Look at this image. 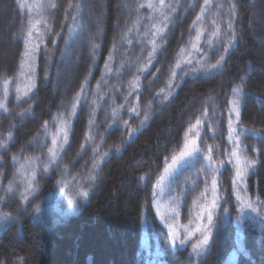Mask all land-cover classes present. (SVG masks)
Segmentation results:
<instances>
[{"label": "trees", "instance_id": "obj_1", "mask_svg": "<svg viewBox=\"0 0 264 264\" xmlns=\"http://www.w3.org/2000/svg\"><path fill=\"white\" fill-rule=\"evenodd\" d=\"M52 3L34 87L18 98L29 19L21 0H0V264H264V0H180L150 59L135 40L145 0ZM194 137L200 153L167 182L178 223H165L185 226L216 176L198 257L155 211L156 185Z\"/></svg>", "mask_w": 264, "mask_h": 264}, {"label": "rangeland", "instance_id": "obj_2", "mask_svg": "<svg viewBox=\"0 0 264 264\" xmlns=\"http://www.w3.org/2000/svg\"><path fill=\"white\" fill-rule=\"evenodd\" d=\"M146 1V8H147V14H146V19H144L142 24H139L137 26V30L135 31L136 36V42L139 41L141 42V47H142V57H145V53L147 52V59H150L155 56L157 53V50H159L161 44L160 41L162 40L165 31L172 20V18L175 15V12L178 8V5L180 3V0H145ZM21 3L26 5L23 7L28 15V28L32 24L35 25V28L32 30V39H31V44L35 46L36 51L32 55L31 59H28L25 57V51L23 55V61H22V69H21V75H20V85L19 88L22 90H27L29 87L32 90V85L34 84V73H35V68H36V59H37V52L40 44L43 43L44 37L46 34V29L47 26H45V23H48L50 18L53 21L54 17H50V13L54 7L52 0H21ZM149 3H152L157 6L156 10H153L149 8L147 5ZM163 3V7H161V4ZM121 9L124 11L128 12L129 9L125 6L124 2L121 1ZM260 6H262V3H260ZM47 9V10H45ZM262 10H254L253 13L256 17V23L258 21V16L261 15ZM163 13V15L161 14ZM101 15V13H100ZM164 16H167V20L164 19ZM144 17V16H143ZM138 18H136L137 20ZM77 20V18H76ZM101 18L97 19V22H99ZM10 23V22H9ZM73 23V21L70 22V24ZM259 23V22H258ZM162 29V31L160 30ZM76 32L75 26L72 27V31L70 29V33L72 34ZM27 36V34H26ZM194 42L192 44H199V40L197 41V38L194 37L193 39ZM258 44L260 47H264V42H259L260 40H257ZM192 45V47L194 46ZM131 46V44H130ZM7 50L6 49V40L4 37L0 36V66H4L3 60L4 57H7ZM146 51V52H145ZM191 52H198V54L201 53V49L198 51L197 47L191 51ZM151 54V55H150ZM141 58V55H140ZM142 59V58H141ZM205 59L203 57L202 61ZM139 66V65H137ZM112 62H110V65L108 67V74L111 73L112 71ZM140 69H145L146 65L140 66ZM71 73L69 72V75ZM68 75V76H69ZM30 90V91H31ZM27 91V94L30 92ZM96 94L94 93V98H95V105H99V99H96ZM25 94H21L22 97H24ZM235 125L231 127V134L230 136L232 137L228 139V144L230 145H236L234 149L231 150V158L235 159L237 156L240 157V153L238 151L239 145L237 143V140L235 138ZM58 134V133H57ZM195 142V143H193ZM198 138L194 137L190 141L187 142L186 146L184 149L179 153V155L172 159V162L168 165V167L164 170V176L160 179L159 183L156 185V191H155V211L157 212L158 218L160 219L161 223H164L165 227L167 228L168 226L166 225V221H168L169 216H171L175 222L178 223V217L176 218L177 212L172 206H170L174 202V197H172L169 193V190L167 191V182L169 177L174 173V171L177 170V168L184 166L185 164L193 162L198 153ZM195 149L193 154H191L188 157H182V153L188 152ZM233 152H235L237 155L233 156ZM241 160V159H240ZM174 161H176L174 165ZM242 162V161H241ZM242 163L239 165V167H242ZM237 167V164H236ZM243 175H238V170L237 174H235V179L237 180L236 184L238 187L242 186L243 187ZM216 176L213 179V188H212V195L211 199H215L216 203L218 204V198H217V193L215 192L216 190ZM206 203H208L207 199H205L204 202L198 203V208H203L201 210V215L193 217L189 219L186 223L185 226H177V229L174 226H171L170 228H167L169 231V234L171 235V240L173 243L179 245V246H184L186 245V242L191 241L192 245V253L193 255H200L201 250H205L207 246L209 245V241L211 238V230L213 227V220H212V215L213 209H214V201L211 200L208 205L206 206ZM171 207V208H170ZM210 215V220H208V216ZM183 229L184 231L182 232ZM192 236H194L193 239ZM181 237H185L186 242L181 239ZM205 237H207L208 242L205 243ZM183 241V242H181ZM17 246H15L16 248Z\"/></svg>", "mask_w": 264, "mask_h": 264}, {"label": "snow or ice", "instance_id": "obj_3", "mask_svg": "<svg viewBox=\"0 0 264 264\" xmlns=\"http://www.w3.org/2000/svg\"><path fill=\"white\" fill-rule=\"evenodd\" d=\"M26 5L24 4H21L20 7H25ZM149 8L153 9V10H156L157 9V6L152 4V3H149L147 5ZM161 7H163V3L161 4ZM163 15V13H161ZM164 19L167 20V16H164ZM199 19V18H198ZM35 28V25L32 24L30 26V28L27 30V36L25 37V57L28 58V59H31L32 58V55L34 54V52L36 51V48L34 45L31 44V39H32V30ZM162 31V29H160ZM199 37H197L198 39ZM151 55V54H150ZM219 63V61L217 62ZM210 67H215V65H211ZM32 87H34V84L32 85ZM31 88L29 87L27 90H22L21 88L17 87V97L19 98V95L21 93L23 94H27V91H30ZM233 93L234 94H239L241 92V89L239 86H237L236 88H233L232 89ZM7 96V83L5 84V97ZM232 104H233V108L231 111L233 112H236L237 113V118H239V100L238 99H234L232 101ZM4 107V104L3 103H0V108H3ZM229 127L231 129V122H229ZM232 137L230 136V139ZM195 143V142H193ZM195 151V149L191 150V151H188V152H185V153H182V157H188L190 156L191 154H193V152ZM237 154L235 152H233V156H236ZM176 161H174V165H175ZM236 164H237V170H238V175H243L247 169L246 168H240L239 165L241 164V160L239 158V156H237L236 158ZM208 220H210V215L208 216ZM183 242V241H181ZM205 243L208 242L207 240V237H205Z\"/></svg>", "mask_w": 264, "mask_h": 264}]
</instances>
